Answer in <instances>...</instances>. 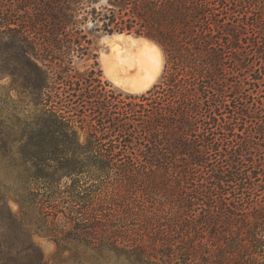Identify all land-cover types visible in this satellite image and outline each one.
<instances>
[{
  "label": "trees",
  "instance_id": "trees-1",
  "mask_svg": "<svg viewBox=\"0 0 264 264\" xmlns=\"http://www.w3.org/2000/svg\"><path fill=\"white\" fill-rule=\"evenodd\" d=\"M250 5L0 0L4 68L20 78L23 106H32L14 125L17 153L0 123V160L16 170L21 215L4 197L0 204L7 225L22 231L0 241V264H45L25 243L24 208L38 215L34 232L75 259L264 264V105L245 95L261 79L245 54L263 58L264 36L260 20L247 15ZM88 21L94 31L154 41L165 59L159 83L123 95L102 86L96 61L77 71L75 58L95 57ZM242 70L248 82L228 85L227 75ZM58 199L67 206L58 209ZM177 233L181 240L200 234L198 247L212 252L182 250L173 242Z\"/></svg>",
  "mask_w": 264,
  "mask_h": 264
},
{
  "label": "rangeland",
  "instance_id": "rangeland-1",
  "mask_svg": "<svg viewBox=\"0 0 264 264\" xmlns=\"http://www.w3.org/2000/svg\"><path fill=\"white\" fill-rule=\"evenodd\" d=\"M251 1L253 5H250V7L252 9L255 8V10L253 9L252 10L253 13H249L247 15L250 16L251 19L258 18L260 20L259 31L260 34L264 36V0H250V2ZM24 4L25 3H17V2L13 3V5H24ZM5 5H8V2L6 3L5 1ZM84 31L87 33L88 37L92 40L91 48H92V53L95 54V57L94 58L90 57L89 59H86V57L82 59L75 58L73 61L74 68L79 72H84L85 70L89 69L96 61L98 64L97 70L99 71L96 77L101 81L102 86H104L106 90H112L114 92H118L123 95H130L131 93H126L125 91H122L119 88L115 87L113 84H111L104 77L101 71L99 57L101 53L107 52V47L104 44L103 38L108 37L110 35L98 31H94L92 29V23L90 21H88V23L84 25ZM123 34H127V33H123ZM131 35L133 36V34ZM245 55L247 59H252L255 63V65H253L251 70L258 72L253 76L261 78L260 83L258 84V89L257 90L253 88L249 89L248 92L245 93V95L250 97L249 101L251 102V104L254 103L256 106H259L258 103H261L264 105V57L260 59H255L253 57V54H251V51H247ZM4 63H5V55L2 51V41H1L0 42V123L4 126V128H6L4 141L6 143L7 148L8 149L10 148L12 153H17L19 147V143L17 141L19 138V133L14 127V125L16 124V119L22 120L24 112L25 114L30 115L32 106L28 105L27 107H24L23 104L21 103V96L20 93L18 92L20 78L16 76L14 78L15 81H13L12 76L9 74L7 70H5ZM164 64H165V59L163 56L162 71L154 85L158 84L161 79L164 70ZM227 66L230 68L232 64H228ZM259 71H262V73H259ZM249 75L250 72L246 70L238 71L235 73L231 72L230 74L227 75L226 78L227 84L232 85L236 82L243 81V79H245V81L248 82V79L250 78ZM233 104H235V102H233ZM248 125H249V121L248 124H244V125L241 123L239 124V126L241 127H245ZM252 131H254L253 128ZM262 157H264V154H262ZM4 164H6V160H0V199L4 197L10 212L14 215H17L18 216L17 218H19V215H21L20 214L21 209L19 204L15 200L16 198L13 191L16 189H20V181H17L15 178L16 170L12 171L6 169ZM66 180L68 181V179L63 178L61 183L64 184ZM55 203L57 204L58 209H63V206H67L63 203H60L59 199ZM23 210H24L23 212H25V215L23 217L24 218L23 226L27 230V232H25L27 242L25 241V243L26 244H28V242L32 243L33 246L38 249L42 257V261L45 264H127L122 258L120 259L111 258L109 261L99 260L98 262H96L95 258L83 257L81 259H77V258L75 259L73 258L71 252L68 251L58 252L57 245L53 240H51L49 237L44 236L41 233L39 234L34 232L35 231L34 229L36 228L35 223L38 220V215L36 211H34L33 209H25V208ZM5 213H6V209L2 207V205L0 204V241L8 240V242H11V240L8 239L7 237L10 235L21 236L22 231L20 230L18 223L7 225L6 220H4L5 218L4 216L6 215ZM58 217H62V215L59 214ZM199 235L191 234V237L189 238H185L183 236V239L181 240V234L177 233L174 235L173 242L178 244L182 250L184 248L190 250L192 247L195 246L194 250L197 251V256L199 255V257H204L205 255L204 252L207 251V247L208 250H210V253L212 251H211V247L209 248V245L198 247L199 241L201 240ZM207 240L209 239L205 237L202 240V242H206ZM213 260H214L213 258L209 259L211 264H213L212 262ZM178 261L179 264H183L181 262V259H179ZM245 264H252V261L251 262L247 261ZM253 264H258V263L254 262Z\"/></svg>",
  "mask_w": 264,
  "mask_h": 264
},
{
  "label": "bare ground",
  "instance_id": "bare-ground-1",
  "mask_svg": "<svg viewBox=\"0 0 264 264\" xmlns=\"http://www.w3.org/2000/svg\"><path fill=\"white\" fill-rule=\"evenodd\" d=\"M107 52L99 63L104 77L126 93L141 94L157 81L163 67L161 49L143 37L115 33L104 37Z\"/></svg>",
  "mask_w": 264,
  "mask_h": 264
},
{
  "label": "water",
  "instance_id": "water-1",
  "mask_svg": "<svg viewBox=\"0 0 264 264\" xmlns=\"http://www.w3.org/2000/svg\"><path fill=\"white\" fill-rule=\"evenodd\" d=\"M126 35L132 36L131 34H128V33H127ZM133 36H135V35H133ZM135 37H142V36H135ZM143 38L147 39L148 41H151V42L155 43L154 41H152V40L149 39V38H146V37H143Z\"/></svg>",
  "mask_w": 264,
  "mask_h": 264
}]
</instances>
